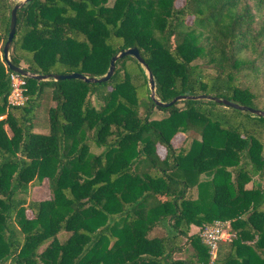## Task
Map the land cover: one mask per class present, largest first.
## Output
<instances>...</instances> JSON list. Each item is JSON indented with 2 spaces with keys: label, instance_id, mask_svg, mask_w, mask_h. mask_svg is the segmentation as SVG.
Here are the masks:
<instances>
[{
  "label": "trees",
  "instance_id": "16d2710c",
  "mask_svg": "<svg viewBox=\"0 0 264 264\" xmlns=\"http://www.w3.org/2000/svg\"><path fill=\"white\" fill-rule=\"evenodd\" d=\"M12 6L0 0V264H204L192 227L214 220L234 233L214 264H264V118L206 99L157 106L132 56L103 82L25 77L26 100L8 106ZM131 46L161 101L264 109V0H29L9 58L100 76Z\"/></svg>",
  "mask_w": 264,
  "mask_h": 264
},
{
  "label": "water",
  "instance_id": "95a60500",
  "mask_svg": "<svg viewBox=\"0 0 264 264\" xmlns=\"http://www.w3.org/2000/svg\"><path fill=\"white\" fill-rule=\"evenodd\" d=\"M28 1L29 0H20L17 3L13 4L10 10L7 37H6L4 44L2 45V59L5 62V64H7L9 69L21 74L24 77L36 79L39 81H46L49 79L59 80V79L73 78V79L82 80L88 83L103 82V81H107L113 74L115 70V63L118 59L124 56H132L144 67L148 86H149V91H150L149 96L154 101L155 105L157 106L168 107L183 99H206V100H210L216 103H221L224 106L231 107V108H234L240 111H247L251 113L252 115H256V116L264 118V109H258V108L250 107L247 105H242L235 101H232L226 98L217 97L211 94H196V95L179 94L171 98L169 101L159 100L155 96V85H154L153 75L151 71L147 68V66L144 64L143 58L141 57L138 49L132 46L127 47V48H121L115 54H113L109 59V64H108L106 72L100 76H88V75H85L79 72H69V73H63V74H36V73H32L28 71L26 68H23L22 66L15 65L11 62L9 58V49H10L11 42L13 40L15 31H16L17 9L22 7Z\"/></svg>",
  "mask_w": 264,
  "mask_h": 264
},
{
  "label": "built area",
  "instance_id": "2783aa9c",
  "mask_svg": "<svg viewBox=\"0 0 264 264\" xmlns=\"http://www.w3.org/2000/svg\"><path fill=\"white\" fill-rule=\"evenodd\" d=\"M5 71L8 75L10 91L7 95L8 106H20L27 98V83L24 76L9 69L5 64ZM3 116H0L2 118ZM197 234L201 242L206 246L209 260L204 264H214L217 256L218 244L234 237L228 220H214L211 223L202 224L197 228Z\"/></svg>",
  "mask_w": 264,
  "mask_h": 264
},
{
  "label": "rangeland",
  "instance_id": "374dc122",
  "mask_svg": "<svg viewBox=\"0 0 264 264\" xmlns=\"http://www.w3.org/2000/svg\"><path fill=\"white\" fill-rule=\"evenodd\" d=\"M9 1L12 4H15L20 0H9ZM182 2H183V0H176V5L177 6L181 5ZM147 85H148V82H147ZM148 88H149V86H148ZM179 105H181V104H179ZM164 114L165 113L163 111L158 110V109H154L152 116L153 117H160V116H163ZM184 139H185V135L183 133H176L173 136L171 142L174 146H179V145H181V143L183 142ZM47 187L48 186H47L46 182H42L40 184V186L31 188L30 189L31 198L40 199V198L46 197L48 195V188ZM197 228H198V226H193L192 231L197 232Z\"/></svg>",
  "mask_w": 264,
  "mask_h": 264
}]
</instances>
